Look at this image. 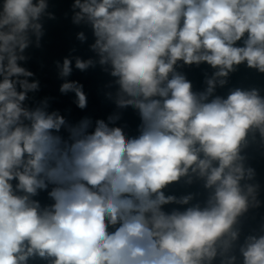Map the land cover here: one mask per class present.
I'll use <instances>...</instances> for the list:
<instances>
[{"label": "clouds", "instance_id": "obj_1", "mask_svg": "<svg viewBox=\"0 0 264 264\" xmlns=\"http://www.w3.org/2000/svg\"><path fill=\"white\" fill-rule=\"evenodd\" d=\"M49 8L0 0V264H264V0H72L78 120L22 64Z\"/></svg>", "mask_w": 264, "mask_h": 264}, {"label": "water", "instance_id": "obj_2", "mask_svg": "<svg viewBox=\"0 0 264 264\" xmlns=\"http://www.w3.org/2000/svg\"><path fill=\"white\" fill-rule=\"evenodd\" d=\"M72 0H50V11H54L58 17V22L47 21L45 18V35L42 38L41 49L35 48L34 44L26 50V55L31 58L23 63V66L36 74V78L41 82V89L35 93L36 100L45 97H52L50 107L52 110H59L61 113L69 114L72 120H78L83 115H90L92 117H103L111 111L110 103L104 98L102 92V79L99 75V70H88L87 72H80L73 67L72 74L65 78L68 80H75L84 85V90L89 95V106L85 111L79 110L74 101V93L61 94L59 87L63 80L59 77L58 70L55 66V61L63 63L66 56L82 55L87 58L86 45L81 46L75 39V34L78 31H84L82 26H75L71 24V7ZM68 13V19L64 18V14ZM76 52H72L73 48ZM248 77L253 82L264 84V80L255 81L245 70L241 69L234 78L233 82L242 80ZM190 78L199 80L200 75L198 71L190 73ZM33 95V94H30ZM70 110V112H69Z\"/></svg>", "mask_w": 264, "mask_h": 264}]
</instances>
